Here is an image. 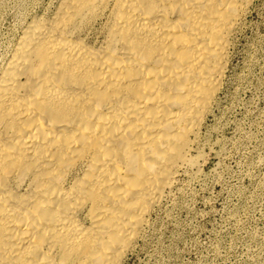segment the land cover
Here are the masks:
<instances>
[{"label": "bare ground", "instance_id": "1", "mask_svg": "<svg viewBox=\"0 0 264 264\" xmlns=\"http://www.w3.org/2000/svg\"><path fill=\"white\" fill-rule=\"evenodd\" d=\"M39 1L0 55V264H122L198 167L255 0Z\"/></svg>", "mask_w": 264, "mask_h": 264}, {"label": "rangeland", "instance_id": "2", "mask_svg": "<svg viewBox=\"0 0 264 264\" xmlns=\"http://www.w3.org/2000/svg\"><path fill=\"white\" fill-rule=\"evenodd\" d=\"M30 2L0 0V55ZM240 30L202 129L198 167L180 171L178 189L122 264H264V0L253 1Z\"/></svg>", "mask_w": 264, "mask_h": 264}]
</instances>
